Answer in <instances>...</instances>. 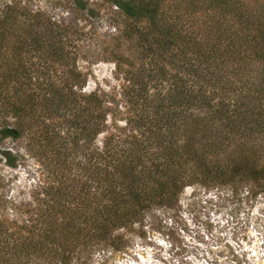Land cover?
I'll list each match as a JSON object with an SVG mask.
<instances>
[{
	"label": "trees",
	"instance_id": "16d2710c",
	"mask_svg": "<svg viewBox=\"0 0 264 264\" xmlns=\"http://www.w3.org/2000/svg\"><path fill=\"white\" fill-rule=\"evenodd\" d=\"M104 1L120 37L94 60L122 76L123 119L115 97L84 90L73 25L30 4L0 9V139H24L46 175L13 217L0 196V264L120 248L118 231L175 208L190 185L264 192V0Z\"/></svg>",
	"mask_w": 264,
	"mask_h": 264
},
{
	"label": "rangeland",
	"instance_id": "374dc122",
	"mask_svg": "<svg viewBox=\"0 0 264 264\" xmlns=\"http://www.w3.org/2000/svg\"><path fill=\"white\" fill-rule=\"evenodd\" d=\"M15 3L30 4L73 25L81 49L79 63L89 73L84 90H102L115 97L122 111L119 117H126L123 80L116 64L94 60L101 59L120 37L122 16L117 6L89 0L87 9L81 10L73 0H0V9ZM118 123L125 125L122 120ZM109 124L112 130L111 117ZM102 140L103 135L99 142ZM45 176L24 139H0V196L12 203L11 217L32 201ZM117 234L122 236L120 248L96 247L75 264H264V192L254 195L243 184L190 185L175 208H155L141 222Z\"/></svg>",
	"mask_w": 264,
	"mask_h": 264
}]
</instances>
